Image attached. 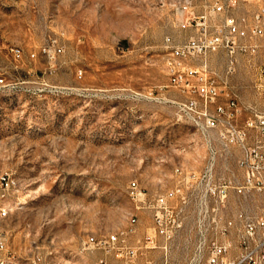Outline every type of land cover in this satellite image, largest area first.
Returning <instances> with one entry per match:
<instances>
[{
	"label": "rangeland",
	"instance_id": "obj_1",
	"mask_svg": "<svg viewBox=\"0 0 264 264\" xmlns=\"http://www.w3.org/2000/svg\"><path fill=\"white\" fill-rule=\"evenodd\" d=\"M215 1L197 0L196 14ZM186 2L0 0V175L16 181L0 195V208L9 210L0 232L16 264L37 256L42 264H124L117 250H82L91 238L116 236L138 250L136 264H155L160 251L146 247L156 237L147 202L174 186L176 169L199 171L214 148L218 177L243 183L241 149L225 150L218 131L202 132L176 104L201 100L172 87L168 70L166 39L178 45L197 33L183 27ZM262 4L251 0L232 14L252 20ZM187 63H206V81L222 89L211 110L237 95L240 126L264 113V95L254 89L264 52L239 55L232 73L222 51ZM231 155L235 176L228 175ZM230 200L228 217L264 216L256 190Z\"/></svg>",
	"mask_w": 264,
	"mask_h": 264
},
{
	"label": "built area",
	"instance_id": "obj_2",
	"mask_svg": "<svg viewBox=\"0 0 264 264\" xmlns=\"http://www.w3.org/2000/svg\"><path fill=\"white\" fill-rule=\"evenodd\" d=\"M250 1L216 0L206 4L202 14H196L197 0H190V6L183 7L180 14L183 27L196 28V35L178 45L166 39L173 56L168 66L171 86L187 94L197 92L201 98L191 97L176 104L190 121L201 124L202 132L218 131L225 150L233 146L241 149L238 165L243 170L244 181L236 184L218 177L220 154L214 148L208 164L199 171L175 170L174 186L166 195L147 202L153 213L156 237L149 238L146 247L160 250L163 264H172L171 257L175 255L185 257L184 264H264V216L253 217L245 212L233 217L225 215V210L231 207L233 193L247 196L256 190L264 196V113H254L240 126L238 119L243 110L237 95L211 110L210 104L222 95V89L214 81H206V63L202 67L187 65L189 60L222 51L228 56L232 73L239 55L256 57L264 52V0L252 20L232 14ZM3 83L1 78L0 85ZM254 89L264 95V65L257 69ZM15 184L10 175H0L1 197L5 198ZM7 210L0 208V214ZM93 248L107 253L117 250L124 264H136L138 250L127 247L126 237L91 238L84 242L82 250L88 252ZM0 264H16V256L9 251L1 232ZM30 264H42V259L37 256ZM98 264L107 262L101 259Z\"/></svg>",
	"mask_w": 264,
	"mask_h": 264
},
{
	"label": "crops",
	"instance_id": "obj_3",
	"mask_svg": "<svg viewBox=\"0 0 264 264\" xmlns=\"http://www.w3.org/2000/svg\"><path fill=\"white\" fill-rule=\"evenodd\" d=\"M236 158L237 157H234L233 155H231V160L230 161H232L233 162V164L232 163H230V165H229V173H228V175L229 176H235V169H237L236 168V164H235V162H236ZM220 168H221V164L220 163H218V166H217V169L218 170H220ZM160 251V250H159ZM83 252H85V250H83ZM158 255H159V259H157V260H155L154 261V263L155 264H163V254H162V252L160 251L159 253H158ZM160 258H162V260H160ZM162 261V262H161ZM148 262H146V264H147Z\"/></svg>",
	"mask_w": 264,
	"mask_h": 264
},
{
	"label": "bare ground",
	"instance_id": "obj_4",
	"mask_svg": "<svg viewBox=\"0 0 264 264\" xmlns=\"http://www.w3.org/2000/svg\"><path fill=\"white\" fill-rule=\"evenodd\" d=\"M186 1H187V2H186L187 5H185V6L189 7V6H190V0H186ZM187 173H192V172L187 171ZM8 213H9V210L5 211L4 214H0V216H1V217H5V216L8 215Z\"/></svg>",
	"mask_w": 264,
	"mask_h": 264
}]
</instances>
